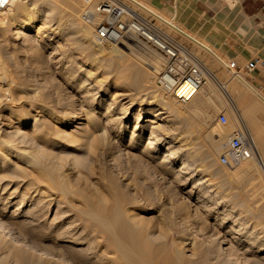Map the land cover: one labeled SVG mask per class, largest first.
Segmentation results:
<instances>
[{
	"label": "bare ground",
	"instance_id": "obj_1",
	"mask_svg": "<svg viewBox=\"0 0 264 264\" xmlns=\"http://www.w3.org/2000/svg\"><path fill=\"white\" fill-rule=\"evenodd\" d=\"M65 1L67 0H10L7 7L0 8V20L1 15L6 14L10 24H14L17 37L26 36L28 31L35 30L36 37L40 38L49 20L68 21L69 28L63 32L66 39L75 40L80 51L89 50L91 65L99 68L103 77H91L93 71L90 72L89 69L81 75L72 61L62 56L56 58L57 71L77 93L72 106L59 105L53 110L45 106L46 103L41 102L38 106L33 103V114L26 112L17 117L18 123L25 126V129L12 124L13 130L5 139L0 138V190L7 191L10 186L15 185L0 200V264H264V237L259 229L248 226L247 219L241 215L243 209H240L239 204H230L225 196H217L221 186L226 185L228 180L243 177L252 179L260 172L264 173V127L255 119V115L264 113V95L244 78L241 71L230 68L228 58L203 39L187 32L183 26L151 4L143 0H130L155 16L159 22L208 51L231 74L229 81L220 82V87L224 89L227 101L237 110H242L245 116L243 122L258 150V159H246L219 174L216 155L225 146L232 132L228 134L227 128L223 129L214 123V113L222 100L217 96L212 97L215 80L219 82V78L211 68L196 58L206 71L207 81L203 85H197L189 100L182 103L171 86L190 84L191 78L175 79L165 72V57L140 40H130L133 44L124 40L121 45L112 42H103L106 45H102L94 36L99 16L93 14L88 22L82 21L81 24L74 9L66 11L62 7ZM78 1L83 6L82 0ZM90 11L94 13L93 6ZM133 48H136V57L132 59L128 50ZM57 49L58 47L53 46L52 51L56 52ZM3 77L4 72L0 75V81ZM107 81L114 85L108 89L112 92L109 100L106 99L109 93L101 88L102 83ZM119 82L126 83L133 89L150 88L149 93H156L161 100L159 109L167 113L160 117L163 122L156 124V118L162 113L159 111L145 119L144 125L140 114L129 126L124 124L125 121L121 118L129 111L128 108L117 105L116 84ZM232 90L236 92L235 95ZM246 90L253 96H248ZM38 100L43 101L41 97ZM30 119L33 120L31 131L27 129ZM46 119L50 123H59L60 127L52 131L46 129ZM77 119L80 121L75 124ZM69 123H74L75 133L70 132L73 129H65ZM194 124H197L200 133L207 132L204 136L209 141L199 154L204 170L220 176L216 182H211L208 178L206 180L202 175L198 176L196 185L189 188L185 196L174 193V209L170 212L175 216L170 224L182 232V235L174 236L161 231L160 227L157 231V223L151 224L148 219L140 216V209L137 208L140 199H129L120 191L116 173H112L115 170L108 173L105 185L100 181L102 173L98 170V156L104 157L109 153L116 160L117 135L123 131L129 146L139 149L156 162L155 165L165 177L172 174L176 181L181 182L173 187L181 192L183 180L188 179L185 173L188 170L195 171L193 151L176 145L175 142L179 140L173 141L171 138L165 141L166 134L163 130L168 127L180 128L187 135H192ZM143 128L149 130L150 135L144 136ZM13 138H16L15 141ZM60 139H65L66 144L80 141L76 146L85 145L84 154H74L65 149L63 151L60 147L58 152L46 148V143L53 144ZM195 139L198 143L203 142L199 136ZM27 143L31 144L29 149L28 145L25 149L20 145ZM70 144L67 146L70 147ZM96 150L99 154H96ZM6 151L22 157L21 163L25 166L13 165ZM178 163L179 167L176 168ZM26 166L31 167L34 175L28 173ZM81 170L87 174L85 178L79 176ZM5 177L12 180L5 182ZM72 179L79 180L78 185L82 187L74 188ZM219 182L223 184L220 185ZM20 185L23 190L19 188ZM42 186L47 189L45 193ZM100 187H107L108 192L114 193L112 201L104 197ZM52 194L57 197L54 196L53 200L57 202V206L49 220L48 205L52 202ZM46 197L50 199L44 201ZM16 198L15 210L24 201H29L30 204L26 203L18 213L13 211L12 214H6V204ZM240 199L245 200L241 196ZM129 202L132 207L126 204ZM261 210L264 217V203ZM131 211L134 213L130 214ZM189 217L195 218V225L190 224L195 227L196 236L185 233ZM261 227L264 228V224Z\"/></svg>",
	"mask_w": 264,
	"mask_h": 264
},
{
	"label": "rangeland",
	"instance_id": "obj_2",
	"mask_svg": "<svg viewBox=\"0 0 264 264\" xmlns=\"http://www.w3.org/2000/svg\"><path fill=\"white\" fill-rule=\"evenodd\" d=\"M71 1L72 2L75 1L74 2L75 5H73ZM80 4L81 2L78 0L77 1L67 0L65 1V3L62 4V7H64L66 11H70L71 8L74 9V14L76 16L78 15L76 17L78 18L77 20L81 24H83L81 20V15H80L83 6L82 4L81 5ZM133 6L138 8V11L142 15L148 18L152 17L153 22H155V24L158 27L162 28L165 32H167L168 34L173 36L176 40H178L179 43L187 51H189L192 54V56H194V58H198L201 61V63H204L206 66L211 68L212 72L218 76L219 82L215 80V83L213 86L212 97H216V96L219 97L222 100V104L218 106V109L214 113V123L223 127V129L227 128L228 134L233 132L236 126L238 125V120L241 118L244 121L243 118L245 116L241 109L237 110L236 107L231 102L227 101L226 93L224 92V89L220 87L221 83L226 82V80L228 81L230 80L231 74L228 72V70L223 65L219 64L208 51H206L205 49H202L201 47H199L197 44H195L193 41H190L186 37H183L180 32L174 31L173 29L169 28L164 23L159 22L155 16H153L152 14L148 12H145L139 6L134 5V4ZM12 9L14 12V8ZM158 10L161 11L163 14H165L167 17H170L175 22H177L174 16H171V14H167L165 11L160 10V9ZM6 16H7L6 14H2L1 15L2 18L0 20V64H1L0 70L2 69L0 71V75L3 74V72L5 74V77H3L2 80L0 81V84H1L0 86V107H1L0 108V135L1 136L0 138H4V139L7 137V134L13 130L12 128L14 125L12 124H15L19 126L20 128L25 129V126H21L20 123H18L17 117L20 114H23L26 112L33 114L34 112L31 110L33 103H36V106H38L41 102L46 103L44 105L49 106V108L53 110H55L57 106L59 105L64 106V107L66 105L68 107L72 106L71 103L75 101V97L77 96V93L75 92V89H73L69 85V83L63 80L62 76L57 71L58 64L55 63L56 58H59L60 56H62L64 57V59L72 61L74 63V66L79 71L78 73L81 75L86 73V71L89 69L88 71L90 72L93 71L91 74V77H94L95 79H99L100 77H101L100 79L103 78L100 73V69L97 68L96 66L91 65L90 55L88 54L89 50L80 51L77 47V43L75 42V40L66 39V36L65 34H63V32H66L67 29L69 28L70 23L68 21L59 22L56 20H49L50 22L48 21L46 23L45 30L42 32L43 34L41 35L40 38L36 37L35 30L28 31V35L26 36L20 35L17 37V34H15V27H13L14 24H10ZM185 30L189 33L195 34L200 39H203L204 42H206L207 44H210L206 39L200 37L196 33L189 31L187 29ZM128 43L133 44V41H128ZM101 44L106 45L103 42H101ZM53 46L58 47L56 52L52 51ZM134 49L136 48L128 50V55L132 59L136 57V53ZM226 57L228 58V59L226 58L228 62H230L231 59H233L232 57H228V56ZM243 64L245 63L240 62L238 64V62H236L237 67L238 65H243ZM2 67L4 68L5 71L3 70ZM237 71H241L242 74L245 75V72L243 71V69L240 68ZM206 81H207V78L205 76V80L202 81L201 84L203 85ZM119 83L116 84L117 86L116 87L117 105L119 107L128 108V111H129V113L126 116L121 118L122 121H125L124 124L129 126L135 120L137 115L140 114L143 119L142 124L144 125L145 119L151 117L152 115L158 113L159 111H162V113L160 114L159 117L156 118V121H157L156 124H161L163 122L162 120L160 121L161 119L160 117H162L163 115L167 113H165V110L159 109V107L161 106V100L159 99V97L156 96V93H153V92L149 93L150 88H148V90L147 89L146 90L145 89H141V90L133 89V88H130V86L126 83H123V82H119ZM9 84L10 86H8ZM113 86L114 85L111 83V81L104 82L101 85L102 90L106 93H109L106 98L108 100L110 99L112 95L111 94L112 92L111 91L109 92L108 89H111ZM233 94L235 95L236 92L233 91ZM246 94L247 95L249 94L248 96H253V94L250 91H248V93ZM40 97L43 101L38 100V98L40 99ZM71 97L74 99H72ZM35 99H37L38 102L37 100L35 101ZM58 100H60L61 102ZM10 105L11 106L16 105V106H13L12 108ZM220 113H223L227 116V123L225 124V126H223L222 124L218 122V115ZM79 121L80 120L77 119L76 120L77 123L75 124H78ZM28 123L30 124H28L27 129L31 131L33 120L30 119ZM44 124L46 126V129H50L51 131L60 127L59 123H55L54 121L50 123V121L47 119L44 121ZM65 129L67 131H70V129H73L70 132L75 133L74 123L67 124V126H65ZM163 131L166 134L165 141L171 138H173V141L179 140V142H175L176 145L181 146L182 149L188 148L189 150L193 151V155H194L193 156V166H194L195 171L190 172L188 170L187 171L188 173L187 172L185 173V177H188V179L183 180L184 184L181 186L182 190L181 192L179 191L180 193L176 191L173 187L175 184H179L181 182L176 181L173 178L172 174L166 175L167 177H165L164 174L161 172L162 170L155 165L156 162L152 161L146 154L144 153L142 154V152L139 149L129 146L127 144L125 136L123 135V131L119 132L117 135L116 160H113L112 156H110L109 153L105 154L104 157L103 156L100 157L99 155L98 160L100 159L99 160L100 168L98 170H100V172L102 173V175L100 176L102 180L100 179V181H102L104 185L107 183V179L109 178L108 173L111 174V172L115 170V172H112V173H116V179H117L120 191L124 195H126V197H128L129 199L130 198L140 199L139 206H137V208L140 209V216L142 218L148 219V221H150L151 224L157 223L158 225H156L155 227L157 231H159L158 228L160 227L161 231H164V232L167 231L168 234H173L174 236H180L182 235V232L177 227H175V225L170 224V223H173L172 221L175 216L174 214L171 213L174 209L172 196L174 195V193L175 194L178 193L177 196L178 195L180 196L181 193H182V196L183 195L185 196L188 189L196 185L195 182H197L196 178L198 176L202 175L204 176L206 180L209 179L211 182H216L217 177L220 175H214L211 172L205 171L203 167V162L199 159L200 150L202 149L204 144L205 145L209 144V141L207 137L204 136L206 135L207 132L200 133L198 131L197 124H194L193 126V131H194V133L192 134L193 136L190 134L187 135L180 128L174 129V128L168 127V129L164 128ZM143 133H144V136L150 135L149 130H146L145 128H143ZM198 136L199 138L203 139L202 141L204 143L197 142L195 138ZM15 139L13 138L14 141ZM66 142L67 141L65 139H60L58 142L55 141L53 144L48 142L46 143L47 144L46 148L53 152H58L60 149H62L63 151L71 150L74 154L76 153L78 155L84 154L83 150L85 149V145L82 144L81 147L76 146V144L78 145L80 141H76L77 143L72 142L71 144L67 143L71 145L70 147L67 146ZM29 144L30 143L20 144V145H23L21 146L22 148L24 147L26 148V145H28L27 149H29L31 145ZM9 145L10 143H8V146ZM186 146H189V147H186ZM223 149H224V146H222V149L219 150L218 154L216 155L217 156L216 164L218 166L219 174H221L223 171H228L227 168H224L223 166L219 164L218 159H217L219 154L223 151ZM6 153H8L7 155H9L8 157L10 158V162L13 165L16 164V165H19L20 167L25 166V165L22 166L23 165V163H21V159H23L22 157H19L13 152L10 153L9 151H6ZM96 154H99L97 150H96ZM145 158L147 159L149 158V159L147 160ZM114 163H115V166L113 165ZM177 166L179 167V163L176 164V168H178ZM25 169L28 171V173L31 172V175H34V173H32V170H30L31 167L26 166ZM32 169H34V167H32ZM224 169H227V170H224ZM79 176L81 178H85L87 174L81 170ZM94 176H97V175H94ZM9 180H12V179L5 177V182L6 181L9 182ZM172 180L174 181V183ZM72 181H73L72 184L74 188L82 187L78 185L79 180L72 179ZM219 184L222 185L223 183L221 184V182H219ZM231 184H234V185L232 186ZM14 186L15 185L10 186L9 189L11 190ZM19 188L23 190V187L21 185L19 186ZM106 188L100 187V191L104 195V197H107L106 199L108 201H112V199L115 197L113 195L114 193L108 192ZM8 190L7 191L0 190L1 192L0 200H3V198L10 191ZM42 191H44V193L45 191H47L45 186L44 187L42 186ZM219 195L225 196V198H228L230 200L229 201L230 204L231 203L237 204V205L239 204L240 209L241 210L243 209L241 212L243 214L241 215L247 219L248 226L249 227L256 226L259 229L260 234L264 237V228L261 227V225L264 224V221H263L264 217L263 215H261V212H262L261 208H262V204L264 203L263 201L264 200V173L260 172V174L256 175L252 179H250V177H243L239 179L228 180L226 185L223 184L221 186L220 191L218 192L217 196ZM242 195L245 200L240 199V196L241 198H243ZM54 196L56 197V195L54 194L50 196V198H53V199H51L52 202L48 205L49 212L47 214V217L49 218V220L53 217L54 212L56 210V206H57L56 205L57 202L55 201L56 202L55 203L53 201ZM50 198L46 197L44 201ZM144 201L145 203H143ZM16 202H17V198L13 199V201L6 204V207L4 209L6 214L10 212L12 214L13 211L18 213L19 211H21L22 208L25 207L26 203L27 205L30 204L29 201H24V203L21 204L17 210H15L17 206L15 204ZM126 204L129 205L130 202ZM130 207H132V204H130ZM133 213H134L133 211L130 212V214H133ZM257 214L258 216H255ZM188 220H190V222L186 224V226H188L186 227L188 230L185 229V233L187 232L186 234H189V235L192 234L190 236H196L194 235L196 234L195 227H193L195 225L193 223L195 222L194 221L195 218L189 217ZM190 223H193L192 224L193 226Z\"/></svg>",
	"mask_w": 264,
	"mask_h": 264
},
{
	"label": "built area",
	"instance_id": "obj_3",
	"mask_svg": "<svg viewBox=\"0 0 264 264\" xmlns=\"http://www.w3.org/2000/svg\"><path fill=\"white\" fill-rule=\"evenodd\" d=\"M81 20L88 22L93 14L99 16V21L94 27V36L101 42L122 44L125 40H140L154 48L166 59L164 71L175 79H189L192 82L186 85L171 86L177 93L180 102L185 103L190 96L205 80L206 71L192 54L187 51L178 40L158 27L152 17L142 15L130 0H82ZM10 0H0V8H5ZM93 6L94 13L90 11ZM237 60L231 59L230 68L236 66ZM264 61L258 56L247 60L244 67L251 71L257 66H263ZM218 122L227 123V116L218 115ZM257 158L258 150L252 135L240 118L238 125L229 136L223 151L218 156V162L227 169L236 167L246 159Z\"/></svg>",
	"mask_w": 264,
	"mask_h": 264
},
{
	"label": "crops",
	"instance_id": "obj_4",
	"mask_svg": "<svg viewBox=\"0 0 264 264\" xmlns=\"http://www.w3.org/2000/svg\"><path fill=\"white\" fill-rule=\"evenodd\" d=\"M174 16L185 29L206 39L222 55L246 62L264 61V0H145ZM245 72L244 78L264 95V65ZM264 113L255 115L264 127ZM260 119V120H258Z\"/></svg>",
	"mask_w": 264,
	"mask_h": 264
}]
</instances>
